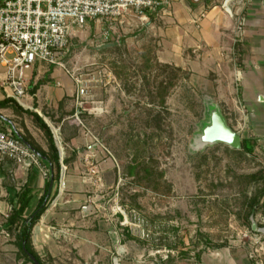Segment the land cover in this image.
<instances>
[{"label": "rangeland", "instance_id": "374dc122", "mask_svg": "<svg viewBox=\"0 0 264 264\" xmlns=\"http://www.w3.org/2000/svg\"><path fill=\"white\" fill-rule=\"evenodd\" d=\"M144 22L131 13L107 37L98 22L72 33L63 63L87 93L77 106L74 83L59 128L47 123L68 162L31 247L42 264H264V121L252 128L243 102L158 62ZM215 111L255 140L252 154L203 143ZM9 213L0 208V264H32L3 227Z\"/></svg>", "mask_w": 264, "mask_h": 264}, {"label": "crops", "instance_id": "0c3cea01", "mask_svg": "<svg viewBox=\"0 0 264 264\" xmlns=\"http://www.w3.org/2000/svg\"><path fill=\"white\" fill-rule=\"evenodd\" d=\"M221 2L170 0L168 7L148 13L144 23L152 29L157 42L158 62L188 70L191 84H203L199 89H205L206 95L213 99L218 97L228 104L243 102L251 127L261 129L264 121V113L260 111L264 110V0L232 2V15L221 7ZM5 79L4 68L0 66V101L6 98L13 100ZM26 79L24 105L20 106L36 112L46 123L57 124L59 128L54 113L58 112L60 102L66 101L75 90L68 71L35 62L31 71L26 73ZM236 110L239 116L243 112L238 107ZM31 119L30 115L19 113L11 106L0 108L1 129L27 134L37 146L46 150L45 139L35 125L31 126ZM59 156L62 166L60 151ZM45 172H49L45 161L41 164L26 159L25 164L16 165L12 159L0 157V208L10 210L8 190L17 191L28 181L33 189L30 212L43 193L47 179ZM55 191L56 184L51 193ZM60 195L58 189L53 198L55 206L59 204L57 197L61 198ZM60 208L58 206L55 211ZM49 210L52 209L47 208L41 215L38 229L45 227L43 221Z\"/></svg>", "mask_w": 264, "mask_h": 264}, {"label": "built area", "instance_id": "2783aa9c", "mask_svg": "<svg viewBox=\"0 0 264 264\" xmlns=\"http://www.w3.org/2000/svg\"><path fill=\"white\" fill-rule=\"evenodd\" d=\"M236 1L245 0H222L221 7L232 15L230 4ZM169 4L170 0H0V66L13 100L24 105L26 73L35 62L65 69L63 58L74 31L98 22L102 24V35L107 37L131 13L146 21L148 13ZM70 76L77 86L76 105L81 107L86 88L79 78ZM75 116L78 119V111ZM0 157L10 158L16 165L25 164L26 159L37 161L10 130L1 128Z\"/></svg>", "mask_w": 264, "mask_h": 264}, {"label": "trees", "instance_id": "16d2710c", "mask_svg": "<svg viewBox=\"0 0 264 264\" xmlns=\"http://www.w3.org/2000/svg\"><path fill=\"white\" fill-rule=\"evenodd\" d=\"M11 106L15 111L19 113H25L30 115L36 125V127L41 132L42 136L45 139L47 146L46 150L41 149L39 146L34 143L33 140L27 136V134H21L20 132L10 129V132L13 137L18 138L25 146H27L30 151L36 156L37 161L41 164L45 161L49 170V175L44 183L43 193L37 199L35 207L28 212L29 202L33 197V189L31 185L27 182L23 184L19 190L14 191L13 189L8 190V200H10L11 208L10 213L8 214L3 227L9 232H13L15 237V243L20 253L32 264L33 260L42 264L39 257L35 254L31 247V232L33 226L37 223L41 215L47 209V202L52 196L51 189L60 179L61 172V162L58 148L55 145L53 134L50 127L47 123L39 116L36 112L32 110H24L19 104L14 100L6 98L0 101V108ZM3 130V129H2ZM256 144L255 140L249 138H242L241 145L238 150L245 154H252L254 145ZM68 160L63 157L62 164L66 165ZM264 170V169H263ZM264 175V171H263ZM264 177V176H263ZM264 191V178L262 179ZM252 207H259L260 204H257L255 201L251 203ZM262 206V205H261ZM264 211V206H263ZM211 247L220 248L221 244H211Z\"/></svg>", "mask_w": 264, "mask_h": 264}, {"label": "water", "instance_id": "95a60500", "mask_svg": "<svg viewBox=\"0 0 264 264\" xmlns=\"http://www.w3.org/2000/svg\"><path fill=\"white\" fill-rule=\"evenodd\" d=\"M201 139L207 143L221 142L234 149H239L241 145L239 135L226 125L223 117L218 111L210 115L208 123L202 130ZM251 228L252 230L255 229V222L252 218ZM33 263L39 264L35 260H33Z\"/></svg>", "mask_w": 264, "mask_h": 264}, {"label": "bare ground", "instance_id": "6f19581e", "mask_svg": "<svg viewBox=\"0 0 264 264\" xmlns=\"http://www.w3.org/2000/svg\"><path fill=\"white\" fill-rule=\"evenodd\" d=\"M203 143H207V142L203 141Z\"/></svg>", "mask_w": 264, "mask_h": 264}]
</instances>
